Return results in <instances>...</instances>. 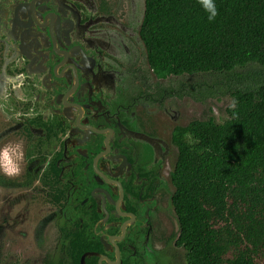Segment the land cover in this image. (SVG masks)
<instances>
[{"label": "flooded vegetation", "instance_id": "af4514ba", "mask_svg": "<svg viewBox=\"0 0 264 264\" xmlns=\"http://www.w3.org/2000/svg\"><path fill=\"white\" fill-rule=\"evenodd\" d=\"M56 1L0 0V144L25 155L0 175V264H185L182 75L150 68L143 0Z\"/></svg>", "mask_w": 264, "mask_h": 264}, {"label": "trees", "instance_id": "16d2710c", "mask_svg": "<svg viewBox=\"0 0 264 264\" xmlns=\"http://www.w3.org/2000/svg\"><path fill=\"white\" fill-rule=\"evenodd\" d=\"M145 0L140 27L158 76L264 66V0ZM216 123L193 120L175 136L173 207L185 264H264V83L232 90Z\"/></svg>", "mask_w": 264, "mask_h": 264}, {"label": "rangeland", "instance_id": "374dc122", "mask_svg": "<svg viewBox=\"0 0 264 264\" xmlns=\"http://www.w3.org/2000/svg\"><path fill=\"white\" fill-rule=\"evenodd\" d=\"M264 83V66L250 65L239 68L230 75L195 74L182 75L175 84L185 85L189 114L197 120L212 116L218 123L227 118L226 108L232 102V90H249ZM185 98V97H184Z\"/></svg>", "mask_w": 264, "mask_h": 264}, {"label": "clouds", "instance_id": "9594fccd", "mask_svg": "<svg viewBox=\"0 0 264 264\" xmlns=\"http://www.w3.org/2000/svg\"><path fill=\"white\" fill-rule=\"evenodd\" d=\"M199 6L207 14V20L212 22L215 20L218 12L215 4V0H197ZM236 100L233 99L229 104L230 108H234ZM20 113H17L19 116ZM25 116H34L36 113L33 110H29L24 113ZM25 161L24 150L21 144L3 143L0 144V175L3 176H17L21 173V165Z\"/></svg>", "mask_w": 264, "mask_h": 264}, {"label": "water", "instance_id": "95a60500", "mask_svg": "<svg viewBox=\"0 0 264 264\" xmlns=\"http://www.w3.org/2000/svg\"><path fill=\"white\" fill-rule=\"evenodd\" d=\"M56 1V0H55ZM69 1L71 3H73L75 0H66V2ZM61 2V1H60ZM59 1H56L57 4H60ZM77 2V1H76ZM61 5V4H60ZM62 6V5H61ZM144 11H145V0H143V8H142V18H141V23H142V19H143V15H144ZM140 23V24H141ZM176 221H177V226H178V230H179V223H178V218L176 216Z\"/></svg>", "mask_w": 264, "mask_h": 264}]
</instances>
